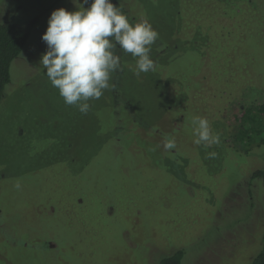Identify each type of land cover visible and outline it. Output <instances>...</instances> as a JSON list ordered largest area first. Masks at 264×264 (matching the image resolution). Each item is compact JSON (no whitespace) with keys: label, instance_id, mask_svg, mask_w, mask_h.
Segmentation results:
<instances>
[{"label":"rangeland","instance_id":"rangeland-1","mask_svg":"<svg viewBox=\"0 0 264 264\" xmlns=\"http://www.w3.org/2000/svg\"><path fill=\"white\" fill-rule=\"evenodd\" d=\"M111 2L132 25L149 23L160 46H184L173 44L139 76L118 46L127 96L116 92L117 71L115 89L84 115L40 63L52 12L77 11L73 0H0V21H36L0 115V264H163L179 249L181 264H251L263 244L264 190L252 173L264 146L224 136L237 132L240 111L264 104V0H212L205 10L209 0ZM195 18L214 39L206 54L193 42ZM179 86L196 96L197 111L166 109ZM121 100L132 113L113 105ZM195 117L209 121L219 145L194 143ZM161 139L177 147L165 150Z\"/></svg>","mask_w":264,"mask_h":264},{"label":"clouds","instance_id":"clouds-1","mask_svg":"<svg viewBox=\"0 0 264 264\" xmlns=\"http://www.w3.org/2000/svg\"><path fill=\"white\" fill-rule=\"evenodd\" d=\"M73 3L77 11L60 8L52 12L42 36L47 51L40 63L64 103L87 115L91 110L90 100H98L105 90L116 87L110 81L113 73L122 71L117 47L136 60L139 76L155 71L150 53L159 34L147 22L132 25L111 0H73ZM193 125L195 144L205 149L219 145L220 136L213 133L206 118L195 117ZM163 146L165 150L177 147L174 139H166ZM216 155V152L206 153L207 158ZM20 187L17 183L16 188Z\"/></svg>","mask_w":264,"mask_h":264},{"label":"trees","instance_id":"trees-1","mask_svg":"<svg viewBox=\"0 0 264 264\" xmlns=\"http://www.w3.org/2000/svg\"><path fill=\"white\" fill-rule=\"evenodd\" d=\"M59 1H62V0H59ZM211 3H212V0H209L208 6L203 7L204 10L205 8L206 9L210 8ZM193 22H194L193 30L191 31L189 29L190 32L192 33L190 34L196 37L193 42L196 45L202 44L201 49H203V52L205 51L204 53L206 54V52H209V49L214 47V39L211 37V35L206 34L203 31V29H199V24L198 25L195 24L197 22L196 18L193 20ZM136 23H142V22H139L138 20L133 22L134 25ZM35 24H36V21H33L32 23H29L26 25H19L14 19L0 21V115H1L2 108L4 107V104H5V100H4L6 99L5 91L7 89V86L11 84L12 82V75H11L12 64L17 58L20 57L23 50L25 49L31 37L33 27ZM183 25H185V23ZM161 42H162L161 46H160L159 40H156L155 42L156 45L159 44L158 48L160 49L159 50L160 54L159 55L155 54V55L150 56V58L155 62V65L157 64L158 60L161 61L162 57H164V56H161V54L164 51H166V49L170 48L173 44H177L170 40H168V42L161 40ZM183 43L184 41L181 44L182 46H180L179 44L177 45H179L180 47H183L184 46ZM117 75L119 76L120 81L117 85L118 90L116 92H118L117 94H119V96L123 95L122 97H126L127 95L123 93H125L124 91L127 92L128 90V84L126 83V80L128 78L127 74L118 71ZM169 90L173 93V95L175 93L174 91L176 90V97L178 99H176L175 101H178V102L172 101V103H170L168 107H166L167 110L169 109L171 110L173 107H175L176 109H179L182 116H184L187 111L189 112L192 109L194 111L198 110L199 107L197 106L199 104L197 105L196 102L198 101H196L197 99H196V96H194L193 92L191 95H189V92H186L184 88H181L180 86L178 89L169 88ZM197 94L199 95L200 92H198ZM113 105L114 106L115 105L124 106L123 109H126L128 113L124 111L125 113L123 112V114L132 113L134 110L133 106L129 102H126V100L116 101ZM255 108L258 109L257 112L259 113L260 116L255 117L256 120L255 118L251 120V118L248 117L249 110L253 111V109ZM120 115H122V113H120ZM235 117L238 122V127H237L238 130L235 134H233L232 137H229L230 140L229 138H227V136H224L225 140L227 142H230L231 140L232 142H235L238 140V141H241L242 143L243 142L246 143L247 141V143L252 145V147L253 146H257L259 148L263 147L264 146V104L252 105L251 107L249 106L248 108L246 107L242 111H240V114H237ZM245 120L247 121L250 120L251 122L253 121L254 122L249 128L246 129L243 125ZM153 127L155 126L153 125ZM177 128H179V125H177ZM155 129H156L155 131L158 130L159 135H161L160 132H165L164 130H161V127L159 126H156ZM250 130H253L255 134L254 133L252 134ZM114 139L116 140V137ZM164 143L165 141L161 139V145H164ZM238 145H244V144L238 143ZM252 180L258 181L263 188L262 190H264V162L257 170H255L252 173ZM262 227L264 228V223ZM262 243L263 244H262L261 251L255 256L251 264H264V234H263ZM184 254H185L184 250L179 249L176 252L164 258L163 264H181L184 258Z\"/></svg>","mask_w":264,"mask_h":264}]
</instances>
